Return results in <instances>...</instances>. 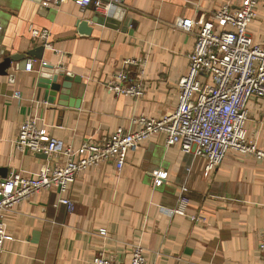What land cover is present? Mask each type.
Segmentation results:
<instances>
[{"label": "crops", "instance_id": "1", "mask_svg": "<svg viewBox=\"0 0 264 264\" xmlns=\"http://www.w3.org/2000/svg\"><path fill=\"white\" fill-rule=\"evenodd\" d=\"M227 1L240 0H125L103 15L75 0H0V61L42 45L35 29H50L54 47H45L42 60L29 58L31 70L14 62L0 76V181L16 170L30 178L44 160L15 145L27 117L42 124L45 139L78 148L119 127L134 130L136 116L174 111L195 37L173 24L213 19ZM98 16L111 17L116 28L94 22ZM79 18L89 20L91 35L77 32ZM250 33L264 43V0H258ZM134 59L143 62L131 73L143 95L111 91L115 74ZM44 66L71 74L68 86L50 96ZM248 109V136L264 150V96L252 97ZM205 165L157 135L131 149L121 170L105 163L79 174L63 195L72 199V211L59 203L56 188L39 191L6 213L11 239L0 264H93L102 251L129 264L136 243L145 247L149 264H264V160L230 150L211 173ZM157 170L167 178L154 187ZM182 195L187 202H180Z\"/></svg>", "mask_w": 264, "mask_h": 264}, {"label": "built area", "instance_id": "2", "mask_svg": "<svg viewBox=\"0 0 264 264\" xmlns=\"http://www.w3.org/2000/svg\"><path fill=\"white\" fill-rule=\"evenodd\" d=\"M124 2L75 0L77 5H91L103 15ZM257 5L258 0H240L233 5L227 1L215 9L213 19L180 18L173 24L195 37L194 49L188 54V72L179 81L174 111L161 117L136 116L132 120L134 130L119 127L103 140L89 137L78 148L72 144L62 147L54 139H45L42 124L27 117L15 145L19 151L45 154L46 158L34 176L26 178L16 170L0 181V257L4 242L11 239L5 227L8 211L35 193L52 188L59 192V203L72 211V199L63 195L68 194L79 174L105 163H114L121 170L131 149L157 135L165 137L167 147L179 145L185 154L204 158L206 173L214 171L230 150L264 160V150L250 140L247 130L248 103L254 96H264V43H256L250 33ZM32 35L45 47L54 48L50 29H35ZM142 63L128 61L110 81L109 89L118 95L142 96L141 80L131 76L132 70ZM26 69L31 70L32 63ZM15 96H20V92H15ZM166 178L165 171H154L152 185L158 187ZM180 202H187V198L182 195ZM178 211L183 213L184 209ZM259 248L264 255V232ZM93 264L123 263L102 251L94 257ZM129 264H149L141 243L133 245Z\"/></svg>", "mask_w": 264, "mask_h": 264}, {"label": "water", "instance_id": "3", "mask_svg": "<svg viewBox=\"0 0 264 264\" xmlns=\"http://www.w3.org/2000/svg\"><path fill=\"white\" fill-rule=\"evenodd\" d=\"M93 21L113 28H116L117 26L112 24L115 22V20L107 16L93 17ZM76 30L81 35H91L93 27L90 25L89 20L79 18L76 21ZM44 50L45 46L44 44H42L26 51L25 53H15L4 56L3 59L0 61V76L7 75L9 69L11 68L14 62L18 64V68L25 69L27 67V61L29 60V58H36L37 60H42ZM4 54V51L1 52L0 57ZM47 70H51L53 73L48 72L49 74H47ZM59 76L64 77L66 81H64L63 83H58ZM41 77H48V79L43 80V83H45V87L49 88V94L50 96H52L55 94V91L59 90L62 86H68L67 82L70 81L71 74L66 73L62 68L55 70L52 69V67L44 66L43 71L41 73ZM39 155L43 158H46L45 154Z\"/></svg>", "mask_w": 264, "mask_h": 264}]
</instances>
